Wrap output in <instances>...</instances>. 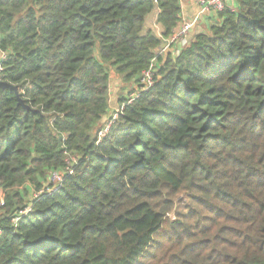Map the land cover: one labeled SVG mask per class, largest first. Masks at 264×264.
Masks as SVG:
<instances>
[{"label":"trees","instance_id":"16d2710c","mask_svg":"<svg viewBox=\"0 0 264 264\" xmlns=\"http://www.w3.org/2000/svg\"><path fill=\"white\" fill-rule=\"evenodd\" d=\"M181 1L0 0V264H264V0Z\"/></svg>","mask_w":264,"mask_h":264},{"label":"built area","instance_id":"2783aa9c","mask_svg":"<svg viewBox=\"0 0 264 264\" xmlns=\"http://www.w3.org/2000/svg\"><path fill=\"white\" fill-rule=\"evenodd\" d=\"M196 2L199 7V12L197 16L192 21L186 22L185 24L177 28L174 34L172 35V37H170L166 41L168 43L167 48H169L176 57L179 56L181 51L189 44L188 36L194 30L197 24L201 21V19L205 16L208 17V15L215 16L216 14L223 12L226 9V7L229 5L230 0H196ZM165 50L166 48L162 50L161 54L164 53ZM0 55H1V60H4L6 58V55L2 54L1 52ZM1 72H2V68L0 67V82H3ZM141 82L144 85L145 89L150 88L153 85V71L149 70L146 73H144ZM137 97L138 94H133L129 98V101L126 105H130L134 100H136ZM117 116H118L117 114H114L113 119H116ZM107 131L108 128L106 129L105 132ZM72 173L73 172L70 171V174ZM52 180L53 182L56 183V185L60 184L63 181L62 176H60L59 174H53Z\"/></svg>","mask_w":264,"mask_h":264},{"label":"rangeland","instance_id":"374dc122","mask_svg":"<svg viewBox=\"0 0 264 264\" xmlns=\"http://www.w3.org/2000/svg\"><path fill=\"white\" fill-rule=\"evenodd\" d=\"M212 20H214L212 16L206 17V21L204 23H208V25H206V24L204 25V23H202L203 20H201L197 24V26L194 28V30L189 34L190 38H191V35H193L198 30H204L205 31V30L209 29L210 26L213 24ZM189 36H188V39H189ZM111 88H112L111 94H112V99H113L112 101L113 102H116L117 98L120 97V96H125L127 98L130 95H132L134 93L138 94V92H139V87L138 86H136V85H131V86L125 85V84L122 83L121 79L116 77V76H113L112 83H111ZM51 181H52L53 184H56L55 182H53V180H51ZM0 198H2L1 193H0Z\"/></svg>","mask_w":264,"mask_h":264},{"label":"crops","instance_id":"0c3cea01","mask_svg":"<svg viewBox=\"0 0 264 264\" xmlns=\"http://www.w3.org/2000/svg\"><path fill=\"white\" fill-rule=\"evenodd\" d=\"M231 5H232V1L230 0V3L228 6H231ZM181 8H182L181 23L179 24L178 28L181 25L185 24L186 22L192 21L197 16V14L199 12V7L197 5L196 0H182L181 1ZM210 16L214 17L213 15H210ZM206 17L207 16H205L201 19V20H203L202 23H204L206 21ZM205 24L208 25V23H204V25ZM160 31H161V29H158V32H160ZM166 50L171 52V50L169 48H166Z\"/></svg>","mask_w":264,"mask_h":264},{"label":"water","instance_id":"95a60500","mask_svg":"<svg viewBox=\"0 0 264 264\" xmlns=\"http://www.w3.org/2000/svg\"><path fill=\"white\" fill-rule=\"evenodd\" d=\"M167 46H168V43L166 41H164L162 44V48L165 49V48H167ZM1 90H12V91H14L20 100V104L24 105V102L20 98L18 87H15V86L7 83V82H0V91Z\"/></svg>","mask_w":264,"mask_h":264}]
</instances>
